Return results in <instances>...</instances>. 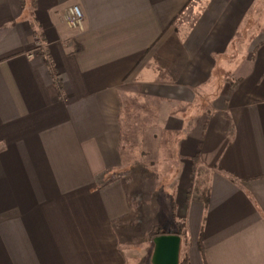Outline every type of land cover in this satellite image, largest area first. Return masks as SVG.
Masks as SVG:
<instances>
[{"label": "crops", "instance_id": "obj_1", "mask_svg": "<svg viewBox=\"0 0 264 264\" xmlns=\"http://www.w3.org/2000/svg\"><path fill=\"white\" fill-rule=\"evenodd\" d=\"M160 190L179 264H264V0H0V264H152Z\"/></svg>", "mask_w": 264, "mask_h": 264}, {"label": "rangeland", "instance_id": "obj_2", "mask_svg": "<svg viewBox=\"0 0 264 264\" xmlns=\"http://www.w3.org/2000/svg\"><path fill=\"white\" fill-rule=\"evenodd\" d=\"M130 141H134V138H132V135L128 136V142H130ZM126 149H129L130 153H132L131 154L132 157H130L132 160L127 163V166L128 165H135L136 160L134 159V157L135 156L139 157V154L141 152V147L136 146V145L133 146L130 144L129 146L126 147ZM201 174L204 176L205 173H201ZM202 175L196 174V177L194 176L192 178L193 179V182H192L193 187H198L200 185L199 187H201L202 189L206 188L205 179L200 178V177H202ZM132 180H135V179H133V178L131 179L130 176L125 177V181L128 182L129 185L131 182L133 183ZM142 181H145V179L143 178ZM156 182L160 183V179H158V180L156 179ZM193 190L194 189H191V191H193ZM165 191L163 190V192H162L160 190L158 192V194L156 193L157 191L156 192L152 191L153 193L151 192V194L149 195V198L147 199L148 202H150V204L147 205L149 208H151L152 206H153V208L156 207L153 209L154 212H152L153 218H151L152 219V221H150L151 224L147 225L148 226L147 231L151 230L154 235L159 234V233L161 235L162 234H167V235L175 234L177 232V230L183 229L182 220L176 218L177 217V210H176V205H175L176 204L175 203V195L168 194V193H166L167 191L166 192ZM144 198H145V196H144ZM157 199H160V203H161V201L164 202V204H162L163 207H162L161 211L159 212V215L157 214L158 213V206H157L158 200ZM173 217H175L176 219ZM143 222L146 223V220L144 219ZM147 237H149V236L147 235ZM145 245H146L145 242L144 243H140V242L135 243V245L133 243L131 245L132 249L129 251L130 254L128 253L130 256L128 258H130L134 261L133 264H144V259H145L144 257L147 255V250L145 249ZM149 245L147 243L146 248L149 247Z\"/></svg>", "mask_w": 264, "mask_h": 264}, {"label": "water", "instance_id": "obj_3", "mask_svg": "<svg viewBox=\"0 0 264 264\" xmlns=\"http://www.w3.org/2000/svg\"><path fill=\"white\" fill-rule=\"evenodd\" d=\"M152 264H179L182 238L176 234L158 235L153 240Z\"/></svg>", "mask_w": 264, "mask_h": 264}, {"label": "trees", "instance_id": "obj_4", "mask_svg": "<svg viewBox=\"0 0 264 264\" xmlns=\"http://www.w3.org/2000/svg\"><path fill=\"white\" fill-rule=\"evenodd\" d=\"M199 186L198 187H195V189L193 191H191L192 192V196H190L191 197L190 200L196 199V200L202 201L206 205V203H208V191H206L207 188L202 189ZM173 218H175V217H173ZM182 226H183V222H182ZM175 234L178 235V236H180L181 238L182 237L184 238V236H185L184 226H183V229L177 230V233H175ZM159 235H161V234H159ZM199 243H200V241H199ZM200 249L202 251V245H201V243H200ZM185 264H186V261H185Z\"/></svg>", "mask_w": 264, "mask_h": 264}, {"label": "built area", "instance_id": "obj_5", "mask_svg": "<svg viewBox=\"0 0 264 264\" xmlns=\"http://www.w3.org/2000/svg\"><path fill=\"white\" fill-rule=\"evenodd\" d=\"M68 25L73 29H80L83 27V13L79 7H74L71 9V14L68 16Z\"/></svg>", "mask_w": 264, "mask_h": 264}]
</instances>
